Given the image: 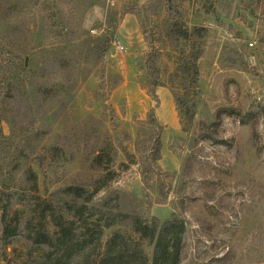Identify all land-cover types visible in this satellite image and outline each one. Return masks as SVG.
Wrapping results in <instances>:
<instances>
[{
    "label": "rangeland",
    "instance_id": "obj_1",
    "mask_svg": "<svg viewBox=\"0 0 264 264\" xmlns=\"http://www.w3.org/2000/svg\"><path fill=\"white\" fill-rule=\"evenodd\" d=\"M46 1L50 8L40 16L33 1L0 0V31L6 32L7 41L17 51L32 54L43 50L42 59L46 54L43 38L55 33L54 24L59 21L67 27L71 41L78 37L87 40L85 31L102 36L113 29L114 42L105 67L98 65L84 81L81 73L75 93L58 98L63 102L40 96L30 105L13 103L18 133L14 142L23 138L25 153L41 154L42 170L30 164L34 171L39 170L42 198L54 200L60 212L70 216L72 209L64 207L71 199L66 188L84 187L80 203L89 197L98 174L92 155L103 147L116 160V175L89 206L108 199L107 212L117 220L128 215L147 217L158 226L173 213L185 218L181 264H264V0H184L188 24L207 28L198 61V87L178 73L183 43L169 35L164 8L151 11L150 25L144 17L131 13L121 17L126 8L142 6L147 0ZM146 29L148 34L152 32L165 83L157 88L159 94L156 90L159 101L150 93L145 71L150 51L144 39ZM85 53L86 61L94 59L89 48ZM29 62L28 57L27 66ZM74 62L67 63L72 79L77 76ZM44 73L53 80L50 73ZM166 92L172 102L166 99ZM155 107L164 127L159 165L175 175L167 200L156 177L144 179L141 165L133 163L145 134L147 113ZM190 108L194 109L192 118ZM4 126L8 133V125ZM5 142L8 140L0 141V180L7 158L18 157L13 149L8 151ZM34 177L7 181L19 202L16 208L21 211L22 231L5 244L0 210V264H55L57 254L46 257L47 251H55L54 239L41 246L34 241L36 228L45 225L50 237L59 230L51 217L39 214L43 202L37 199L31 182ZM85 217L93 226L100 224L95 210ZM117 229L119 226L112 231ZM117 235L118 247L124 236ZM132 238L129 243L144 249L152 264L153 246L145 242V248L139 249V242ZM102 248L101 240L96 245L78 242L56 262L99 264ZM227 249L232 252L224 258ZM127 264H138V260Z\"/></svg>",
    "mask_w": 264,
    "mask_h": 264
},
{
    "label": "trees",
    "instance_id": "obj_2",
    "mask_svg": "<svg viewBox=\"0 0 264 264\" xmlns=\"http://www.w3.org/2000/svg\"><path fill=\"white\" fill-rule=\"evenodd\" d=\"M29 1H33L36 5L40 16L50 8L47 6L48 1L46 0ZM183 3L184 0H147L142 6L136 4L133 8H126L121 17L131 13L138 18L144 17L146 22L151 25V11L164 8L169 35L183 43L177 60L178 73L182 79L193 87H198V61L207 28L188 24L184 16ZM54 26L56 27L55 33L46 34L43 38L44 44H41V46L46 45L44 50L46 54L41 56L42 59L39 55L43 50L38 49L32 54H25L24 51L19 52L7 41L6 32L3 34L0 31V141L8 140V142H5L9 145L8 151L10 152L13 149L14 156H18L15 159L7 158V166L2 172V179L0 180L3 242L9 244V239L22 231L21 211L16 208V203L19 202H15V191L11 190V187L7 185V181L13 180L14 183L20 180L23 181L25 176L33 174L35 177L31 182L36 189L37 199L43 202L39 214H47L59 228L58 234L53 237H50L49 229L45 225L41 226L40 229L36 228L37 231L35 230L33 233L34 241L40 246L49 242L51 238L54 239L55 251H47V258L57 254L56 261H62L63 257L69 254L68 252L73 244L93 242L96 245L97 241L101 240L104 256L100 259L99 264H127L133 259L138 260V264H149V255L143 249L145 248L144 243L147 242L149 246H153L152 264H181L182 241L186 227L185 218L173 213L171 219L167 220L162 226H158L155 219L151 220L147 217L128 215L121 218V220H117V218L110 215V212H107L105 206L109 205L108 199L98 201L96 205H88L116 175V160L111 152L103 147L96 149L92 155V163L98 174L89 197L80 203V198L83 197L82 192L85 190L84 187L70 185L66 188L71 199L65 202L64 207L72 209L70 216L61 213L54 200L48 201L42 198L38 184L39 170L43 169V164L40 161L41 154L34 156V154L25 153L27 147L23 144V138L16 143L14 142L15 137H18V133L14 130L15 125H17V121H15L17 109L14 105L17 102H26L30 105L31 102H36L40 96L58 99L64 93L74 94L80 83L79 79L82 78L80 77L81 73H83L82 81H84L98 65L105 67L107 54L112 49V43L114 42L113 29H108L106 34L102 36H91L90 33L85 31L84 35H87V40L84 41L78 37L73 38L74 41H71L68 38L70 33L66 32L67 27L63 21L56 22ZM151 34H148L147 29L145 30L144 39L150 47V51L146 56L145 71L150 79V93L156 101H159L156 90L158 87L165 86V83L158 67L159 55ZM88 48L90 54L93 51L94 59L86 61L85 50H88ZM28 57L30 62L27 66L26 58ZM71 60L75 61L73 72L77 73L74 79L70 77L71 73L67 69V63H70ZM42 72L50 73L53 80L46 78V73L41 74ZM173 95L178 101L175 92H173ZM58 100L57 103L63 102V99ZM14 102L15 104H13ZM156 107L147 113L145 127L143 128L145 134L142 140L140 137L137 160L133 163L141 165L144 179L149 176L156 177L158 187L162 191V197L167 200L173 189L175 175L169 171H164L159 165L162 158L164 127L157 117ZM188 113L192 118L194 109L190 108ZM55 115L56 113L53 117ZM4 123L8 125V133H5ZM37 157L38 162H36ZM20 161H23V163H20ZM30 162L34 163L39 170L34 171L33 164H30ZM24 165H26V168H24ZM90 210L96 211L97 221L100 223L98 226H93L92 222H88L89 218L85 217ZM77 224L81 226L76 228ZM123 224L128 226L122 228L121 225ZM117 226H119L118 231H112ZM119 232L123 233L124 238L117 247L116 243H120L117 235ZM77 234L81 236L79 239H77ZM132 236L139 242L138 248L143 250H138L133 242L130 241L131 244L129 243L128 240ZM231 252L232 249L225 250L224 258L229 257ZM56 261L54 263L58 264L59 262Z\"/></svg>",
    "mask_w": 264,
    "mask_h": 264
},
{
    "label": "crops",
    "instance_id": "obj_3",
    "mask_svg": "<svg viewBox=\"0 0 264 264\" xmlns=\"http://www.w3.org/2000/svg\"><path fill=\"white\" fill-rule=\"evenodd\" d=\"M157 93L159 94V89H157ZM166 93H167V94H166V99H167L168 101L172 102V97H171V95H170V92H166ZM172 106H173V105H172ZM174 110H175V108H174ZM176 122H177L176 119L173 118V123H172V124H174V126L177 125ZM165 125L167 126V125H169V124L165 123Z\"/></svg>",
    "mask_w": 264,
    "mask_h": 264
},
{
    "label": "water",
    "instance_id": "obj_4",
    "mask_svg": "<svg viewBox=\"0 0 264 264\" xmlns=\"http://www.w3.org/2000/svg\"><path fill=\"white\" fill-rule=\"evenodd\" d=\"M27 63H28V58H26V65H27Z\"/></svg>",
    "mask_w": 264,
    "mask_h": 264
}]
</instances>
